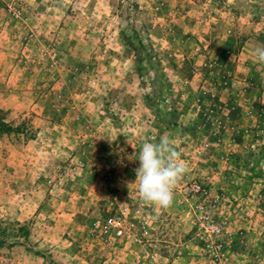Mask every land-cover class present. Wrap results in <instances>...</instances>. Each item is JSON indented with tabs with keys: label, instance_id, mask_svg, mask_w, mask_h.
<instances>
[{
	"label": "rangeland",
	"instance_id": "1",
	"mask_svg": "<svg viewBox=\"0 0 264 264\" xmlns=\"http://www.w3.org/2000/svg\"><path fill=\"white\" fill-rule=\"evenodd\" d=\"M258 46L264 0H0V264H264ZM161 138L167 209L136 181ZM123 203L147 235L95 228Z\"/></svg>",
	"mask_w": 264,
	"mask_h": 264
},
{
	"label": "clouds",
	"instance_id": "2",
	"mask_svg": "<svg viewBox=\"0 0 264 264\" xmlns=\"http://www.w3.org/2000/svg\"><path fill=\"white\" fill-rule=\"evenodd\" d=\"M256 63L264 65V46L254 49ZM136 181L140 199L149 205L167 209L174 202L175 189L190 171L181 161V153L170 139L145 140L137 158Z\"/></svg>",
	"mask_w": 264,
	"mask_h": 264
},
{
	"label": "built area",
	"instance_id": "3",
	"mask_svg": "<svg viewBox=\"0 0 264 264\" xmlns=\"http://www.w3.org/2000/svg\"><path fill=\"white\" fill-rule=\"evenodd\" d=\"M203 189L201 182L193 181L188 187L189 198H196L203 192ZM137 212L140 213V210L133 212L126 203H123L116 209L111 208L103 218L95 220L94 226L112 240L128 238L137 240L138 235L143 237L148 234L150 226L148 218L140 214L135 215ZM133 219H138V222L135 223Z\"/></svg>",
	"mask_w": 264,
	"mask_h": 264
},
{
	"label": "crops",
	"instance_id": "4",
	"mask_svg": "<svg viewBox=\"0 0 264 264\" xmlns=\"http://www.w3.org/2000/svg\"><path fill=\"white\" fill-rule=\"evenodd\" d=\"M3 168V164H0V169Z\"/></svg>",
	"mask_w": 264,
	"mask_h": 264
}]
</instances>
